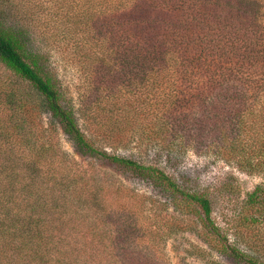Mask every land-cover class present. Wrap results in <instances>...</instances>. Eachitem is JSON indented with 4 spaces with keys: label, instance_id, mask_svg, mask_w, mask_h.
<instances>
[{
    "label": "trees",
    "instance_id": "trees-1",
    "mask_svg": "<svg viewBox=\"0 0 264 264\" xmlns=\"http://www.w3.org/2000/svg\"><path fill=\"white\" fill-rule=\"evenodd\" d=\"M31 35L82 71V128ZM133 145L264 176V0H0V264H169L166 237L187 213L221 239L207 195L111 152ZM116 168L167 193L176 214L158 222L162 203L124 186ZM248 202L242 229L263 212L264 188ZM219 243L241 264H264Z\"/></svg>",
    "mask_w": 264,
    "mask_h": 264
},
{
    "label": "rangeland",
    "instance_id": "rangeland-1",
    "mask_svg": "<svg viewBox=\"0 0 264 264\" xmlns=\"http://www.w3.org/2000/svg\"><path fill=\"white\" fill-rule=\"evenodd\" d=\"M36 46L42 51L50 53L53 66L58 71L63 83L67 87L66 104L73 106L78 123L82 128V118L78 112L80 100L79 89L82 82V71L71 61V56L65 52L44 45L41 39L31 35ZM41 40V41H40ZM61 147L76 160L85 165L89 160L80 154L70 139L60 132ZM121 156L133 158L141 163H153L174 178L177 183L190 192L203 193L209 197L212 204L214 225L219 229L221 239L210 233L196 214L184 216V224L166 237L164 252L169 264H210L217 261L220 264H241L227 251L216 249L223 241L227 246L236 248L253 258L264 261V252L252 253V243H258L264 248V209L263 212L246 229L240 228V223L249 209L248 198L256 187L264 188L263 175L247 174L232 164H228L215 155H198L191 150L180 147L174 152H168L162 146H150L139 151L134 145L126 149L112 150ZM100 170H108L100 167ZM123 182L124 186L147 197L149 205L161 202L156 213L161 216L176 214L175 205L171 197L148 180L127 169L116 168L108 171ZM153 201V202H152ZM156 207V206H155ZM154 208V207H152ZM155 209V208H154ZM161 209V210H160ZM251 214L248 215L250 218ZM157 216L155 217V219ZM154 219V220H155ZM251 249V250H250Z\"/></svg>",
    "mask_w": 264,
    "mask_h": 264
}]
</instances>
